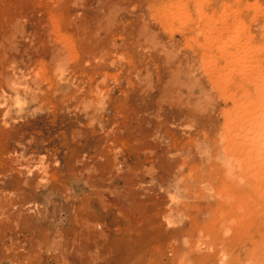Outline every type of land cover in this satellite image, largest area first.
<instances>
[{"label": "rangeland", "instance_id": "374dc122", "mask_svg": "<svg viewBox=\"0 0 264 264\" xmlns=\"http://www.w3.org/2000/svg\"><path fill=\"white\" fill-rule=\"evenodd\" d=\"M263 93L264 0H0V264H264Z\"/></svg>", "mask_w": 264, "mask_h": 264}, {"label": "bare ground", "instance_id": "6f19581e", "mask_svg": "<svg viewBox=\"0 0 264 264\" xmlns=\"http://www.w3.org/2000/svg\"><path fill=\"white\" fill-rule=\"evenodd\" d=\"M155 12H157V13H164V14H166L168 17H170V18H173V19H179L178 17L180 16V13H181V10L180 9H178L176 6H170V5H168L167 7H160V8H158L157 10H155ZM225 23H226V21H222L221 22V26L223 27L224 25H225ZM208 66V68L209 69H211L210 67H209V65H207ZM211 66V65H210ZM213 70V69H212ZM207 71H208V69H207ZM208 72H212L211 70L210 71H208ZM207 72V73H208ZM211 74V73H210ZM209 74V75H210ZM208 75V74H207ZM210 77V76H209ZM211 77H212V75H211ZM262 100H264V93L262 94ZM254 103V102H253ZM257 103V102H256ZM260 104V103H259ZM252 105V104H251ZM250 105V106H251ZM257 105V106H256ZM252 108H250V107H246V109L248 110V113L250 114L249 116H250V118L248 119V120H246V122H245V124H243L242 125V127L240 128V132H243L242 131V129H246L245 131H244V133L245 134H243L242 133V136H240V135H238L237 137H236V142H235V144H234V148H233V157L236 155L238 158L239 157H241V155L242 156H249V158L252 160H254L253 162L254 163H252V166H253V164H255L256 163V166H257V168H259V169H264V105H261L260 104V106H258V104H255V106H251ZM227 138H229V135L227 136ZM239 139V142H237V140ZM232 149V148H231ZM227 152H231V151H228L227 150ZM227 154H229V153H227ZM231 154V153H230ZM229 154V155H230ZM231 156H232V154H231ZM232 157V158H233ZM229 160V162H230V160L231 159H228ZM224 162V161H223ZM225 162H228L227 161V159H226V161ZM224 162V165H226V163ZM231 162H232V160H231ZM235 162H236V164H237V166H242L243 165V160H240V159H236L235 160ZM229 165H230V163H228ZM250 166H251V164H250ZM251 166V168H255V166H253L252 167ZM226 167V166H225ZM229 168H231V167H229ZM243 169L244 168H246L245 166L244 167H242ZM250 167L248 168V170H250L251 169ZM256 168V169H257ZM243 169L241 170L240 168H239V170H241V171H243ZM253 170V169H252ZM228 172V174L225 172V175L224 176H226V174L227 175H229V171H230V169H228L227 170ZM240 171V172H241ZM247 171V170H246ZM262 171V170H261ZM231 172V171H230ZM254 172H258L257 170L256 171H254ZM260 172V171H259ZM249 172H247L246 173V175L248 174ZM262 173V172H261ZM260 173V174H261ZM243 176H245V172H243ZM255 174V173H254ZM252 175V174H251ZM250 175V176H251ZM249 176V175H248ZM253 176V175H252ZM251 176V177H252ZM261 176H262V174H261ZM227 178H228V180H231V178L233 179V181L234 182H236V180H234V178L235 177H228V176H226ZM256 177H257V175H256ZM264 177V176H263ZM246 178V177H245ZM247 178H249V177H247ZM260 178V177H259ZM259 178H257V180L259 179ZM262 178V177H261ZM261 178H260V180H261ZM244 180V179H243ZM253 180V179H252ZM256 180V179H255ZM256 180V181H257ZM263 180V179H262ZM232 181V182H233ZM240 181V183H241V181H242V179H240L239 180ZM238 181V182H239ZM247 181V180H246ZM231 182V183H232ZM243 182H245V180L243 181ZM257 182H259V181H257ZM262 182V181H261ZM248 183V182H247ZM246 183V184H247ZM260 183V182H259ZM48 209V208H47ZM53 222V221H52ZM50 223V222H49ZM2 262V261H1Z\"/></svg>", "mask_w": 264, "mask_h": 264}]
</instances>
